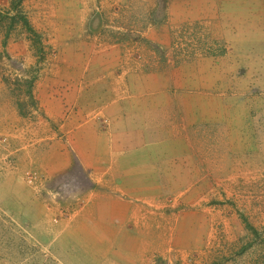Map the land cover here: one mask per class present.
Segmentation results:
<instances>
[{
    "label": "crops",
    "instance_id": "0c3cea01",
    "mask_svg": "<svg viewBox=\"0 0 264 264\" xmlns=\"http://www.w3.org/2000/svg\"><path fill=\"white\" fill-rule=\"evenodd\" d=\"M168 2L164 21L150 37L163 55L125 69L124 44L115 41L96 48L103 60L97 65L84 53L74 54L65 67L74 82L55 104L59 116L53 119L54 131L66 132L22 146V157L37 158L46 178L72 176L78 184L73 204L82 209L58 237L78 243L91 264H125L129 257H148L152 264L155 254L167 257L174 237H192L185 224L180 229L182 221L173 225L175 206L190 200L215 138L238 139L248 130V97L259 75L249 76L264 71V0ZM94 19L101 23L99 16ZM193 23L205 24L227 51L174 62L172 32ZM46 139H54L53 154ZM76 165L86 174L74 173ZM80 178L87 184L81 186ZM60 198L72 205V198ZM76 254L73 260L83 253Z\"/></svg>",
    "mask_w": 264,
    "mask_h": 264
},
{
    "label": "rangeland",
    "instance_id": "374dc122",
    "mask_svg": "<svg viewBox=\"0 0 264 264\" xmlns=\"http://www.w3.org/2000/svg\"><path fill=\"white\" fill-rule=\"evenodd\" d=\"M168 4V0H0V264H91L78 243L61 238L72 213L82 209L73 204L80 193L78 184L72 176L60 181L46 178L37 158L22 157V146L66 132L54 131L53 119L59 116L55 104L74 82L70 69H65L74 54L84 53L97 65L103 60L95 56L96 48L103 49L105 40L115 41L124 44L125 69L155 53L163 55L150 37L161 17L164 21ZM97 16L101 23L94 19ZM172 34L169 56L174 62L228 49L203 23L180 26ZM90 40L94 47L87 43ZM82 42L86 46L80 47ZM257 75L248 95L253 109L246 120V136L215 138L195 177L189 203L174 208L173 225L182 221L180 229L185 224V233L192 237H174L167 257L155 254L152 264H264V71L255 70L249 77ZM63 76L70 81H61ZM53 140L46 139L52 154ZM73 172L86 174L78 165ZM78 182L87 184L84 178ZM60 195L72 198V205ZM81 252L77 258L81 263L73 260ZM145 259L129 257L125 264H151Z\"/></svg>",
    "mask_w": 264,
    "mask_h": 264
},
{
    "label": "trees",
    "instance_id": "16d2710c",
    "mask_svg": "<svg viewBox=\"0 0 264 264\" xmlns=\"http://www.w3.org/2000/svg\"><path fill=\"white\" fill-rule=\"evenodd\" d=\"M22 0H19V2H21ZM26 20V19H25ZM26 25L30 28V29H32L31 27H30V25L28 24V22L26 21ZM32 31H34V30H32Z\"/></svg>",
    "mask_w": 264,
    "mask_h": 264
}]
</instances>
